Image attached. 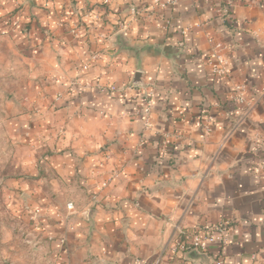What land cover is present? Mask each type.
Instances as JSON below:
<instances>
[{
  "label": "crops",
  "instance_id": "1",
  "mask_svg": "<svg viewBox=\"0 0 264 264\" xmlns=\"http://www.w3.org/2000/svg\"><path fill=\"white\" fill-rule=\"evenodd\" d=\"M104 1L0 0V41L16 55L8 68L27 100L21 119L32 120L29 133L49 152L41 161L64 187L56 226L64 237L50 246L58 261L202 264L173 246L223 225L227 244L209 248V264H264L261 8L256 0H177L162 10L152 0ZM131 5L143 14L130 17ZM118 32L152 46L140 63L115 54ZM210 38L227 47L226 76L206 67ZM237 85L249 108L230 99Z\"/></svg>",
  "mask_w": 264,
  "mask_h": 264
},
{
  "label": "rangeland",
  "instance_id": "2",
  "mask_svg": "<svg viewBox=\"0 0 264 264\" xmlns=\"http://www.w3.org/2000/svg\"><path fill=\"white\" fill-rule=\"evenodd\" d=\"M9 62L16 66V55L0 41V264H62L50 246L64 237L56 227L64 187L41 161L49 152L29 133L32 120L21 119L27 100Z\"/></svg>",
  "mask_w": 264,
  "mask_h": 264
},
{
  "label": "built area",
  "instance_id": "3",
  "mask_svg": "<svg viewBox=\"0 0 264 264\" xmlns=\"http://www.w3.org/2000/svg\"><path fill=\"white\" fill-rule=\"evenodd\" d=\"M107 3V1H104ZM258 6L264 13V0H256ZM152 4L158 9L174 8L177 4V0H152ZM128 14L130 17L135 19L143 14V10L136 8L134 5L129 6ZM12 27H17L19 25V19L17 16L11 18ZM126 26L124 24H119L117 27L118 31H124ZM210 45V51L208 57L205 60L206 67L210 74L215 76H226L229 73L228 62L226 57L227 47L219 41L213 39H208ZM146 109L145 115L148 114L149 108L152 105L151 94H146L145 96ZM230 99L240 106L250 107L245 99V88L242 85H237L233 88V94ZM144 127H149V122L147 119L144 120ZM71 204H67V209H71ZM227 244L226 239V228L223 225L214 226L206 228L202 231H195L189 235H185L173 246V251L184 256L187 252L191 250H196L200 253H206L211 246L223 247ZM212 264H223L220 259H216Z\"/></svg>",
  "mask_w": 264,
  "mask_h": 264
},
{
  "label": "water",
  "instance_id": "4",
  "mask_svg": "<svg viewBox=\"0 0 264 264\" xmlns=\"http://www.w3.org/2000/svg\"><path fill=\"white\" fill-rule=\"evenodd\" d=\"M25 4L31 6L33 0H24ZM111 47L115 50V54L127 55L133 57L137 63H140L142 57L148 52L152 46L148 44H138L130 41L124 32L116 33L111 39ZM158 49L157 47H154ZM138 76V74H136ZM184 260L190 262H200L202 264H209L208 257L204 253H200L196 250H191L184 255Z\"/></svg>",
  "mask_w": 264,
  "mask_h": 264
}]
</instances>
